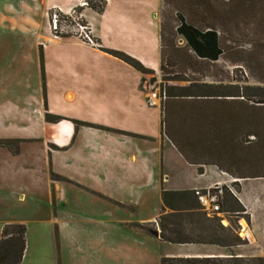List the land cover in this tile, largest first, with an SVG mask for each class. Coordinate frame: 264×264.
Listing matches in <instances>:
<instances>
[{"label": "crops", "instance_id": "crops-1", "mask_svg": "<svg viewBox=\"0 0 264 264\" xmlns=\"http://www.w3.org/2000/svg\"><path fill=\"white\" fill-rule=\"evenodd\" d=\"M82 1L86 0H0V32L14 40L0 42V138L24 140L18 154L7 149L14 158L24 157L27 151L34 153L32 164L18 173L35 177L41 163L51 181L71 183L133 209L140 203L137 197L142 198L147 189L157 190L160 211L162 184L170 190L211 189L222 184L231 187L235 179L206 157L199 160L204 163L201 166L184 159L163 132L161 92L148 87L142 73L106 52L113 49L131 55L161 80L163 0H105L101 13ZM51 10L67 16L79 10L97 42L70 33L55 36L50 29ZM184 44V38L178 36L177 45ZM205 78L211 80L202 82L219 84L220 68ZM152 91L157 97L150 104ZM220 101L219 95L168 96L172 129L202 138L201 143L207 144L208 131L221 128ZM45 104L50 114L61 118L46 120ZM75 120L85 124L77 126ZM51 145L57 149L51 150ZM50 167L65 180H52ZM245 181H239L240 191L234 194L250 213L243 195ZM52 186L51 182V197ZM120 194L130 198L125 200ZM20 196L23 200L24 192ZM57 198L58 205L61 201ZM160 211L154 218L128 224L154 222ZM58 223L62 232L64 225ZM149 234L159 239V235ZM177 245L192 247L177 256L232 253L215 244Z\"/></svg>", "mask_w": 264, "mask_h": 264}, {"label": "trees", "instance_id": "trees-1", "mask_svg": "<svg viewBox=\"0 0 264 264\" xmlns=\"http://www.w3.org/2000/svg\"><path fill=\"white\" fill-rule=\"evenodd\" d=\"M161 22V76L163 81L178 80L174 73H183L179 80L187 85L180 88L169 85L161 89L164 111L163 132L175 145L184 159L201 166L202 158L216 164L221 171L235 179L231 187L240 191V180L264 178V0H163ZM86 5L97 12H103L105 0H86ZM170 7L172 15L166 11ZM56 13L63 19L80 23L88 27L80 18L79 10L63 15L51 10L49 19ZM75 18V19H74ZM52 30L55 36L66 33ZM178 36L185 40L183 46L177 45ZM92 39V38H91ZM87 41L86 39H83ZM94 42H97L93 39ZM241 43L249 44L248 48ZM106 52L115 56L143 75L151 72L139 60L131 55L113 49ZM41 75L45 93L44 57L41 50ZM232 66V71L221 73L219 84L202 82L192 74L201 72L200 67H215L218 61ZM216 64V65H215ZM220 67L217 65L213 75ZM176 69V70H175ZM204 69V70H205ZM225 69V67H224ZM239 72V77L238 76ZM204 74V76H206ZM254 81L256 85H239L241 82ZM224 82V84H223ZM245 89L248 90L245 93ZM177 90V91H176ZM258 94H252L251 91ZM221 96V128L208 131L207 144L202 138L196 139L172 129L168 117V96ZM196 102V101H195ZM200 105V103L198 104ZM45 118L57 121L61 117L50 114L47 104ZM78 126L85 124L74 121ZM201 132V131H200ZM201 134V133H200ZM201 136V135H200ZM24 140L0 138V148L8 149L12 154L20 152ZM216 141V144H213ZM219 152V153H218ZM202 172V167H199ZM59 178L51 174V179ZM231 187L222 184L221 195L217 203L219 210L209 211L198 199L194 189L170 190L161 187V211L154 222L135 223L146 233L159 229L161 241L174 244H215L231 248L244 243L234 224L224 226L223 217L218 213H234L246 217L249 213L243 203L233 193ZM200 193L216 192V188L202 189ZM116 204L122 206L121 203ZM27 226L22 222H7L0 232V264H21L26 250ZM56 241L58 236L56 235ZM59 243V242H57ZM57 264H61L58 258ZM159 264H264V256H163Z\"/></svg>", "mask_w": 264, "mask_h": 264}, {"label": "rangeland", "instance_id": "rangeland-1", "mask_svg": "<svg viewBox=\"0 0 264 264\" xmlns=\"http://www.w3.org/2000/svg\"><path fill=\"white\" fill-rule=\"evenodd\" d=\"M169 8L167 7L166 11L172 15V10L170 11ZM60 20L61 32L94 42L92 34L89 36L92 39H88L85 33L80 35L78 25L71 20L63 17H60ZM6 40L14 41L5 32H0V42ZM241 44L245 48L249 47L247 43ZM217 65L223 73L224 70L233 69L222 61ZM205 66L199 68L203 73L192 74L188 70L187 74L200 81H210L211 78L206 79L204 74L214 73L216 66L209 67V70L205 69L207 68ZM182 75L180 71L174 73L172 78L178 80L169 82L158 80L153 71L145 74L144 77L146 85L159 94L161 89L169 87L170 83L177 85V88H180V85H187L186 81L179 80ZM247 84L256 85L254 81L239 83V85ZM247 91L245 89V93ZM251 93L258 94L254 90ZM2 137L8 138V136ZM50 148L57 149L53 145ZM33 155L34 153L27 151L24 157L14 158L7 149L0 148V226L7 222L26 224L27 245L21 264H57L58 258L61 264H159L162 256H177L192 249V247L160 241L128 224L156 217L160 211L159 191L147 189L142 198L137 197L140 203L134 207V210L133 207L120 206L95 196L71 183L51 181L46 167L41 163L37 164L40 166V171L35 177L20 175L18 171L32 164ZM60 171H64V167H61ZM49 174L50 177L51 174L58 175L59 178L54 180H65L53 167H50ZM85 180L90 182V179ZM232 191L237 193L235 188ZM22 192H24L23 200L20 196ZM57 195L61 201L58 205ZM243 195L251 208L250 213L247 210L249 221L244 216L237 219L231 212L218 213V216L223 217L224 226L229 227L234 224L244 243L231 248L221 247V251L243 256H264V179H247ZM26 196H28L27 200H25ZM120 196L125 200L130 198V195L126 194ZM58 221L64 225L62 232ZM158 231L159 229L152 231L151 234L159 235Z\"/></svg>", "mask_w": 264, "mask_h": 264}, {"label": "built area", "instance_id": "built-area-1", "mask_svg": "<svg viewBox=\"0 0 264 264\" xmlns=\"http://www.w3.org/2000/svg\"><path fill=\"white\" fill-rule=\"evenodd\" d=\"M82 5H86V1H82ZM75 19V18H74ZM80 31V35H83L82 33H85L86 37L88 39H91L90 34L91 31L88 30V27L85 25H82L80 23H77ZM59 28V16L56 13H53L50 20V29L51 30H57ZM85 30V31H84ZM157 97V93L154 91L151 92V95L148 98V101L150 104L154 103V99ZM164 97V96H163ZM217 189L216 192H208L206 194L200 193L199 190L196 191L198 195V199L201 202V204L208 209L209 211H217L219 210V204L217 203L218 196L221 195L222 191L220 186L214 187Z\"/></svg>", "mask_w": 264, "mask_h": 264}]
</instances>
